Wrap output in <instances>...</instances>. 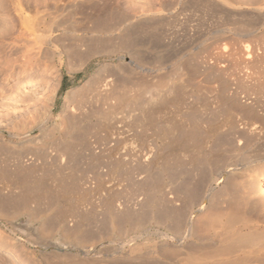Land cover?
I'll return each instance as SVG.
<instances>
[{
	"label": "rangeland",
	"instance_id": "obj_1",
	"mask_svg": "<svg viewBox=\"0 0 264 264\" xmlns=\"http://www.w3.org/2000/svg\"><path fill=\"white\" fill-rule=\"evenodd\" d=\"M6 1L0 10V29L9 23L14 31L21 30L19 17L12 13L13 4ZM11 1H20L23 16L37 22L42 15L46 19L56 12L53 16L62 22V31L51 46L57 52L53 57L47 52L36 54L35 29L22 30L11 50L6 45L8 40L2 39L6 33L0 32V140L5 142L0 143V233L4 238L0 240H4L0 243V264H18L4 245L17 244L20 237L26 245L22 257L28 263L56 262L41 255V246L49 247L51 242L38 243L34 239L32 229L39 221L27 226L28 217L21 214L27 212L40 215L54 229L53 241L60 238V231H68L85 240V248L95 244L112 251L123 242L127 256L114 259L115 263L156 264V260H168L161 248L168 247V229L172 226L171 180L177 176L183 186L193 183L190 194L196 195L198 186L195 188L194 184L207 181V169L213 165L212 157L220 144L215 137L203 139L202 133L185 145L180 156L176 155L169 136L173 113L193 102L199 121L212 117L221 120L227 112L242 120L264 121V98L257 104L248 103L254 97L256 84L264 83V4L259 6V0H227L230 4L215 0H106V6L103 0ZM5 12L13 16L8 14L10 18L2 19ZM125 30L136 35L133 44L141 49L137 55L94 54L87 58L82 70H67V64L76 63L89 48L117 45ZM101 66H105L103 75L107 79L118 80L128 89L146 88L139 99L145 106L150 104L152 95L164 98L165 104L159 102L158 106L157 102V108H153L156 113L153 112L152 124L147 127L144 122L136 128L138 139L130 128L132 120L121 118L115 122L124 127V133L119 139L115 135L109 138L96 118H85L73 107L75 123L67 121V131L53 134L47 150L50 158L37 155L32 149L34 145L29 144L23 151L25 161L29 160L27 169L21 167V142L7 143L9 130L26 119L31 120L34 110L41 107L56 71H60V86L54 117L45 129L58 123L66 93L80 87ZM169 88L172 93H168ZM45 129L43 134L33 131L29 138L44 137ZM105 136L111 140L105 141ZM60 139H65L62 148L69 151L63 165L53 159L54 146ZM146 167L149 176L145 174ZM21 172H26L30 179H20ZM142 176L150 180L142 179L143 182ZM161 185L165 189L162 194L156 192ZM6 189L11 197L8 194L7 197ZM15 211L21 214L14 221L22 226L23 232H10L8 220ZM136 222H142L145 228L134 230ZM112 232L120 240L108 238ZM72 250L73 254L79 253L74 247ZM97 262L88 259L82 264Z\"/></svg>",
	"mask_w": 264,
	"mask_h": 264
},
{
	"label": "bare ground",
	"instance_id": "obj_2",
	"mask_svg": "<svg viewBox=\"0 0 264 264\" xmlns=\"http://www.w3.org/2000/svg\"><path fill=\"white\" fill-rule=\"evenodd\" d=\"M215 1H220L222 4H230L227 0ZM9 3L13 4L12 13L16 12L22 29L14 31V28H11L9 23L0 29V32L6 33L2 39L8 40L7 44L4 42L7 47L10 50L14 48L22 30L32 32L35 29L36 35H33V43L36 46V54L47 52L51 57L56 55V50L51 49V46L54 45V39L58 36V32L62 31V22L57 16H53L56 12L46 19L42 15L41 21L37 22L29 16H23L24 12L20 1L12 2L9 0ZM258 3L261 6L260 4L263 5L264 0H259ZM6 4V0H0V10H3ZM24 4L27 5L29 3L24 1ZM242 4L246 5L245 2ZM103 5L106 6V0H103ZM102 9L104 12V8ZM12 13L5 12L2 15L4 16L2 19L10 18L9 15L13 16ZM150 29L153 30L154 28ZM135 36L125 30L120 35L117 45L107 48L106 46L89 48L87 53L85 51L86 54L84 53L85 55L76 63H68L67 70L69 72L82 70L88 60L87 58L94 54L131 53L137 55L141 49H136L137 44H133L136 39ZM146 48L150 50V47ZM104 68L105 66H101L100 70L80 87L72 88L66 93L64 106L58 115L59 122L53 123L51 127L45 129L48 121L54 117L53 108L60 86V71H56V74L50 79L49 90L41 107L34 110L31 120L26 119L21 125L13 126V129L9 130L10 139L7 143H14L12 140L21 142V150L19 151L21 157L19 164L21 167L27 169L29 160L25 161L23 151L26 145L29 144L34 145L32 149L37 155H45L46 158H50L47 150L53 134L67 131V121L75 123L76 115L73 113L75 108L80 110L85 118H96L103 125L102 127L106 129L108 133L106 134L109 138L110 136L113 138V135H115L114 138L118 137L119 139V136L124 133V127L118 126V123L115 122L121 118L132 120L130 128L132 127L134 134L136 132V138L140 137L136 130L137 127L141 126V124L144 125V122L147 123V127L152 124L153 112L156 113L153 108H157V105L161 106L159 102H163L164 98L161 95L157 97V94L152 95L149 99L150 104L145 106L146 104L140 102L139 99L143 94L142 89L146 88H140L139 91L130 87L128 89L125 84H119L118 80L107 79L103 75ZM253 90L254 97L248 103L254 102L257 104L264 98V83L258 82ZM172 91V88L168 89V93H172ZM231 94L235 96V100H240L236 93L232 91ZM246 101L244 100V102ZM157 102L158 104L156 105ZM163 103L165 104V102ZM183 110L187 115L182 112ZM183 110L177 109L173 113V122L169 130V136H172L173 141L170 140L172 141V147L174 144L173 149L176 155L180 156L185 145H189L190 141L197 136L200 138L202 133L205 134H203L205 137L202 135L203 139L206 138L208 140L215 137V139L220 141V144L216 147L212 157L213 165L207 169V181L205 179L204 182L201 180L200 187L198 184L196 186L194 184L195 188L198 186L196 195L192 196L190 194V188L193 187V183L192 185L185 184L183 186L177 176L173 181L171 180L174 183L173 186L171 185L173 188L170 192L172 200L171 202L169 201L171 203L169 220H171L172 226L168 229V247L163 246L161 248V251L167 254L169 258L168 260H156V264H264V188L261 189V185H264V121L262 119L256 121L242 120L230 112H227L221 120L212 117L206 121H199L200 119L196 117L197 105L193 102L185 104ZM44 129L46 130L44 137L29 138L33 131L38 130L43 134ZM108 137H106L105 141L111 140L107 139ZM39 140L41 141L40 144L37 143ZM0 143L5 144L3 140H0ZM64 144H66L65 139H60V142L54 146L55 156L53 159L61 165L65 164V159L69 156L67 148H62ZM29 148L31 149V147ZM207 151L209 152L210 149H207ZM149 158V156L146 158L148 162ZM145 160L144 162L146 163L147 160ZM148 165L151 166L150 163L146 166ZM148 168H145L146 176L151 174ZM196 169L197 166L195 167ZM137 175L139 176L140 174ZM83 176L85 177L86 175ZM135 176L132 178H135ZM142 177L141 181L143 182L144 180L142 179H145V181L146 179L150 180V178ZM19 178L30 179L26 172H21ZM260 181L263 182L260 183ZM101 186L103 187V184ZM158 186L160 187V185ZM164 187L166 188L167 185ZM157 188L156 192H161L162 194L164 189L162 185L161 189L159 188L160 190ZM8 192L6 195L11 193L10 191ZM11 196L9 195V197ZM219 197L222 198L219 199ZM196 207L197 209H195ZM21 214L28 217L27 226H33L35 222L39 221V225L32 229L34 239L38 243L51 242V246H41L39 248L43 257L50 256L52 260H56L54 264H82L84 260L88 259H96L98 264H131L128 262L122 263L121 261L115 263L114 259H119L126 255L123 251V242L120 243L121 245H115L112 251H107L109 249L105 250L95 244L85 248L86 241L77 238L68 231H60V238L53 241L55 239L54 229L50 228L45 219L30 212ZM21 214L16 211L11 212V219L8 220L11 225V233L23 232L22 226L14 221ZM114 219L112 218V221ZM156 225L158 224L156 223ZM133 227L136 231L145 228L142 222H136ZM56 231H59V229H56ZM1 238L3 236L0 233V240ZM108 238L120 240L117 239L120 237L117 234L114 235L113 232L108 235ZM3 239L2 242L4 241ZM18 241H20L18 242L19 244L13 242L12 245L6 242L4 249L11 259L17 261L18 264H30L22 257L21 253L22 249L26 248L25 243H22L21 237ZM2 242L0 241V243ZM73 247L79 252L78 254H73ZM113 260L114 263H112Z\"/></svg>",
	"mask_w": 264,
	"mask_h": 264
}]
</instances>
